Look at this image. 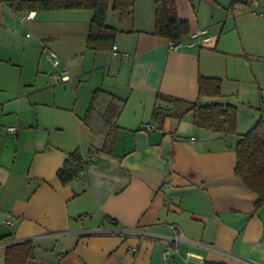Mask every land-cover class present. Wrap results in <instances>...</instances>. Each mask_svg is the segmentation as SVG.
<instances>
[{"label":"crops","instance_id":"0c3cea01","mask_svg":"<svg viewBox=\"0 0 264 264\" xmlns=\"http://www.w3.org/2000/svg\"><path fill=\"white\" fill-rule=\"evenodd\" d=\"M232 1L175 0L190 29L182 41L203 29L210 38L176 51L152 34L154 0L125 13L110 7L114 52L87 47L93 10L16 12L0 0L3 35L15 36L17 18L47 41L21 55L0 42V61L19 67V85L39 108L33 125L0 132V264L6 246L23 241L36 247L27 264H264V206L254 210L257 195L234 174L239 136L264 123V0ZM25 13L32 17L22 22ZM47 47L69 81L42 78ZM27 60L35 83L23 79ZM200 76L219 78L222 94L199 98ZM85 77L91 83L80 88ZM157 94L235 106L236 134L199 129L191 113L159 126ZM111 95L124 101L114 128L102 116ZM76 150L84 172L62 185L57 172Z\"/></svg>","mask_w":264,"mask_h":264},{"label":"trees","instance_id":"16d2710c","mask_svg":"<svg viewBox=\"0 0 264 264\" xmlns=\"http://www.w3.org/2000/svg\"><path fill=\"white\" fill-rule=\"evenodd\" d=\"M16 12H48L59 10H93L89 25L87 47L96 51L111 50L114 47L117 31L106 24L110 7L118 13L131 11L136 0H4ZM155 19L153 35L167 39L171 43L182 41L190 33L186 21L178 17L175 0H154ZM238 0H233L232 5ZM96 90L88 108V114L97 109ZM198 94L201 97H218L222 94L219 78L200 76ZM109 95V94H108ZM157 101L173 106L172 110L155 106L152 119L161 126L167 117L181 119L191 113L194 125L222 135L236 134L238 109L233 105L220 103L203 104L157 94ZM124 101L111 95V100L103 109L102 116L110 127H115L116 119L123 110ZM236 165L234 174L242 183L257 195L254 210L264 206V123L258 122L248 132L239 136L235 146ZM85 161L79 151H74L58 170L57 177L62 185H68L80 178L84 172ZM4 239V238H1ZM36 247L32 241L9 244L5 248V264H27L34 258Z\"/></svg>","mask_w":264,"mask_h":264},{"label":"rangeland","instance_id":"374dc122","mask_svg":"<svg viewBox=\"0 0 264 264\" xmlns=\"http://www.w3.org/2000/svg\"><path fill=\"white\" fill-rule=\"evenodd\" d=\"M19 20L17 18L13 19L14 28L16 29L15 36H7L3 35L1 31L2 26L0 25V42L5 45H14L17 49L16 55L19 54H27L29 51L36 53V46L41 45V43L47 45V41L41 39L39 40L38 36H35V32L33 30L32 23L28 22L25 25L18 26ZM35 47V48H34ZM48 48V47H47ZM49 48L45 49L43 53L45 56L49 52ZM5 55L4 54H0ZM42 64H43V72H41L42 78L44 80H48L49 83L58 84L66 81H55L52 79L54 73H58L54 70L52 64L47 63L44 58V54H42ZM23 67V79L25 83H32L36 80V71L34 70L33 64L30 60H27L24 63ZM54 70V71H53ZM21 75L19 67H14L10 65V63L5 61H0V132L4 134L7 127L13 126L18 127L19 124L27 126L30 124H34L37 116L39 117V108L31 105V96H28L27 93H30L31 90L29 86L19 85V76ZM51 77V79H50ZM70 77V76H69ZM69 81V80H67ZM77 83V82H76ZM91 83V80H88V77L80 78L78 81V85L80 88H87ZM25 90V94L22 95L21 91ZM82 89V90H84ZM82 92H79L80 100L82 99ZM84 94V93H83ZM44 110V109H43ZM41 111V110H40ZM46 112V109H45ZM24 133H26L25 137L34 138L37 133L34 129H30L29 127L25 129ZM12 139H16L15 136H9ZM24 136H21V140L25 139Z\"/></svg>","mask_w":264,"mask_h":264},{"label":"built area","instance_id":"2783aa9c","mask_svg":"<svg viewBox=\"0 0 264 264\" xmlns=\"http://www.w3.org/2000/svg\"><path fill=\"white\" fill-rule=\"evenodd\" d=\"M31 14L30 13H25L23 14V16L21 17V21L22 22H26L28 21L30 18H31ZM210 41V38L208 36V30L207 29H203V30H199V31H196V32H193L190 34V42L188 44H185L183 41H179L177 43H169V47H170V50H179L180 48H182L184 45L186 46H189V47H192V46H195L197 44H200V45H204L206 43H208ZM113 51L115 52L116 51V47L114 46L113 47ZM48 57H49V61L51 62V64L53 65V67L55 68H58L59 65H60V58L58 57V55L55 53V52H52V51H49L48 52ZM58 73H54L52 78L55 80V81H67L70 79L69 77V72L66 68H62L61 70H58L57 71ZM146 127H150L149 126H146ZM8 131L13 133L16 131V129L14 127L12 128H8ZM92 159H94V157L92 156ZM4 223L6 225H12V220L10 218L6 219L4 221ZM170 253V250L166 251L165 252V257H167V255H169Z\"/></svg>","mask_w":264,"mask_h":264},{"label":"water","instance_id":"95a60500","mask_svg":"<svg viewBox=\"0 0 264 264\" xmlns=\"http://www.w3.org/2000/svg\"><path fill=\"white\" fill-rule=\"evenodd\" d=\"M163 109H166V110H172L173 109V106L168 104V103H165V102H161L159 104Z\"/></svg>","mask_w":264,"mask_h":264}]
</instances>
